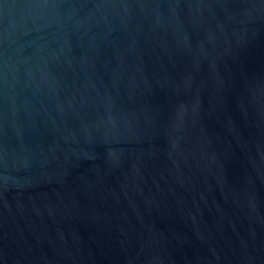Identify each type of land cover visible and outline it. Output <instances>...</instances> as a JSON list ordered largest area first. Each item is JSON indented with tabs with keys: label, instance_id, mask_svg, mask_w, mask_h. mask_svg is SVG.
<instances>
[{
	"label": "water",
	"instance_id": "1",
	"mask_svg": "<svg viewBox=\"0 0 264 264\" xmlns=\"http://www.w3.org/2000/svg\"><path fill=\"white\" fill-rule=\"evenodd\" d=\"M0 264H264V0H0Z\"/></svg>",
	"mask_w": 264,
	"mask_h": 264
}]
</instances>
